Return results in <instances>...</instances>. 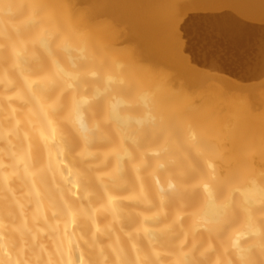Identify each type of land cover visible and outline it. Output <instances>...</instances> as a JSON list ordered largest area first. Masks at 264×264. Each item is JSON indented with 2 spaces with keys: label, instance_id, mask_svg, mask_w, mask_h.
Returning a JSON list of instances; mask_svg holds the SVG:
<instances>
[{
  "label": "bare ground",
  "instance_id": "obj_1",
  "mask_svg": "<svg viewBox=\"0 0 264 264\" xmlns=\"http://www.w3.org/2000/svg\"><path fill=\"white\" fill-rule=\"evenodd\" d=\"M220 9L225 34L264 20V0H0V264H264V101L183 91L141 52Z\"/></svg>",
  "mask_w": 264,
  "mask_h": 264
},
{
  "label": "rangeland",
  "instance_id": "obj_2",
  "mask_svg": "<svg viewBox=\"0 0 264 264\" xmlns=\"http://www.w3.org/2000/svg\"><path fill=\"white\" fill-rule=\"evenodd\" d=\"M205 12H208V10H205ZM202 13H204V11H202ZM202 13L199 14L195 13V16L201 15ZM221 13V15H219ZM203 14L201 15V19L199 20H203L202 23L203 25L200 24H192L191 26V21H188L187 19V13H181L178 16L177 15H171L170 17H168L167 19L164 20V23H161L159 26L156 27V31L154 32L153 35L147 36V39L145 41H152L149 44L153 43L154 46L156 47H151L152 48V52L151 51H141L142 57L146 58V59H151L150 61L152 62V65L155 66L156 69H158L159 71H164L165 73L169 75H171V77L175 78L174 84L176 85V87L178 89L183 88L182 90L184 91H191V94H194L195 92H200V88H205L208 85L209 86H213L218 88L223 92H227L230 96L234 97L233 100L238 101V99L240 100L239 102L245 103L246 105L249 106H254L256 105L259 106L260 104H263L264 102V20L262 19L261 21H256V19H250L248 21H241L243 24L241 25H235L233 27V30L231 32H220L218 27L214 24H217V19L220 18V16H223L225 14L224 10H221L219 12L216 13V15L214 16H210V14ZM108 15H109V20H111L112 22H114V26L116 28L119 29H125L126 25L131 26V24L129 22H125L124 20H121L120 17L117 13H115L113 10H109L108 11ZM186 15V16H185ZM203 16H205L203 18ZM219 16V17H218ZM173 17V18H172ZM185 17V18H184ZM206 17H210L209 19H205ZM197 18V17H195ZM214 18V19H213ZM181 19V20H180ZM168 20V21H167ZM179 21V22H178ZM187 21V22H186ZM196 21V19H195ZM208 21V22H207ZM254 21V22H253ZM117 22V23H116ZM167 22V23H166ZM178 22V24H177ZM182 23V27L181 28V24ZM197 22V23H198ZM207 22V23H206ZM211 22V23H210ZM251 22V23H250ZM257 22V23H256ZM189 23V24H188ZM213 23V24H212ZM259 23V24H258ZM116 24V25H115ZM125 24V25H124ZM210 24V25H209ZM249 24V25H247ZM252 24V26H251ZM258 24V25H257ZM262 26H261V25ZM119 25V27H118ZM175 25V26H174ZM178 25V26H177ZM255 25V26H254ZM257 25V26H256ZM127 26V27H128ZM167 26H169L167 28ZM261 26L263 27L262 29H260ZM122 27V28H121ZM124 27V28H123ZM164 27V28H163ZM176 27V28H175ZM187 27V28H186ZM188 27H190L191 30L188 29ZM196 27V28H195ZM216 31H215V29ZM249 27V29H248ZM254 27V28H253ZM171 28V29H170ZM181 28V29H180ZM185 28V30H184ZM193 28V29H192ZM201 28V29H200ZM257 28V29H256ZM199 29V30H198ZM210 29V30H208ZM238 29H245L244 30V37L242 36L241 33L243 32H239L240 30ZM247 29L250 31L247 32ZM261 31H260V30ZM168 30V31H165ZM253 30V31H252ZM164 31V32H162ZM189 31V33H188ZM203 31L204 34H203ZM216 33H215V32ZM237 31V32H236ZM259 31V32H258ZM161 32V34H160ZM169 34H168V33ZM177 34H176V33ZM187 32V33H186ZM207 32V33H206ZM210 32V33H209ZM213 32V33H212ZM241 35L243 38H241V36H238L237 34ZM252 32V33H251ZM254 32V33H253ZM219 33V34H218ZM223 33V34H222ZM233 33V34H232ZM259 33V34H258ZM160 34V35H159ZM168 34V35H167ZM176 34V35H175ZM180 34V35H179ZM199 34V35H198ZM212 34H214L212 36ZM218 34V35H217ZM230 34V35H229ZM257 34V35H256ZM184 35V36H183ZM233 35H236L235 37ZM263 35V36H262ZM159 38L156 40V42H153V38ZM160 36V37H159ZM180 36V37H179ZM191 36V37H190ZM199 36V37H198ZM207 36V38H206ZM218 36L220 38H218ZM224 36V38H223ZM187 37V38H186ZM210 37V38H209ZM228 41H227V39ZM232 37V38H231ZM234 37V38H233ZM261 37L262 41H261ZM163 40H161V39ZM170 38V39H169ZM179 40H178V39ZM184 40H183V39ZM201 38V39H200ZM204 38V39H203ZM241 40H240V39ZM176 39V40H175ZM200 39V40H199ZM206 39V40H205ZM214 39V40H213ZM258 39V40H257ZM175 40V42L173 41ZM183 40V41H181ZM219 42H218V41ZM223 40V42H222ZM239 40V41H238ZM260 40V41H259ZM141 41V40H140ZM144 41V39H143ZM185 41V42H184ZM198 41V42H197ZM226 41V42H224ZM237 41L239 42L240 46H238L239 44H236ZM247 41V42H246ZM249 41V42H248ZM259 41V42H258ZM180 42V43H179ZM182 42V44H181ZM193 42V43H192ZM205 42V43H204ZM214 42V43H213ZM217 42V43H216ZM234 42V45H233ZM242 42V43H241ZM248 43V45H246V43ZM251 42V43H250ZM258 42V43H257ZM139 43V42H138ZM164 43V44H162ZM179 43V45H178ZM186 43V44H185ZM196 43V44H195ZM225 43V44H224ZM253 43V44H252ZM260 43V44H259ZM263 43V44H262ZM160 44V45H159ZM177 44V45H176ZM189 44V45H188ZM199 44V46H198ZM206 44V45H205ZM212 44V45H211ZM242 44V45H241ZM252 44V45H251ZM175 45V46H174ZM195 45V46H194ZM202 45V46H201ZM210 45V46H209ZM225 45V47H224ZM137 46V45H135ZM152 46V45H149ZM160 46H163V48H161ZM177 46L176 49H174ZM185 46V47H184ZM198 46V47H197ZM207 48H205V47ZM213 46V47H212ZM236 46V47H235ZM250 46V47H249ZM253 46V47H252ZM257 46V47H256ZM160 47V48H159ZM180 47V48H179ZM184 47V49H183ZM188 47V48H187ZM191 47V49H190ZM200 47V48H199ZM230 47V48H229ZM241 49H240V48ZM154 48L159 52H157L159 55L161 53L162 58H159V55L157 54V57L153 54L155 53ZM211 48V49H210ZM226 48V49H225ZM228 48V49H227ZM232 48V49H231ZM236 48V49H235ZM186 49V50H185ZM203 51H201V50ZM225 49V50H224ZM230 49V50H229ZM248 49V50H247ZM179 50V51H178ZM191 50V51H189ZM196 50V51H195ZM214 50V52H213ZM223 50V51H222ZM246 50V51H245ZM164 51V52H163ZM169 51V52H168ZM182 51V53H181ZM187 51V52H186ZM193 51V52H192ZM228 51V52H227ZM263 51V52H262ZM163 52V53H162ZM177 52V53H176ZM196 52V53H195ZM199 52V53H198ZM202 52V53H200ZM240 52V53H239ZM152 55H151V54ZM165 53V54H164ZM175 53V54H174ZM180 53V54H179ZM194 53V54H193ZM205 53V54H204ZM244 53V54H243ZM259 55H258V54ZM149 54V55H148ZM183 54V55H181ZM185 54V55H184ZM197 54V55H195ZM200 54V55H199ZM203 54V55H202ZM216 54V55H215ZM248 54V55H247ZM250 54V55H249ZM140 55V56H141ZM146 55V57H145ZM160 55V56H161ZM170 55V56H169ZM188 55V56H186ZM262 55V56H261ZM150 56V57H149ZM155 57V58H151ZM166 56V57H165ZM177 56V58H176ZM180 56V57H179ZM182 56V57H181ZM195 56V57H194ZM218 56V57H217ZM233 56V57H232ZM165 57V58H164ZM186 57L188 58V60H186ZM206 59H204V58ZM223 57V58H222ZM235 57V59H233ZM241 57V58H239ZM159 58V59H157ZM169 58V59H168ZM171 58V59H170ZM184 58V59H183ZM198 58V59H197ZM221 58V59H220ZM226 58V59H225ZM228 58V59H227ZM154 59V60H152ZM158 60L157 62H155V60ZM161 59V61H160ZM165 62H163V60ZM167 59V60H166ZM181 59V60H180ZM195 59V60H194ZM171 60V61H170ZM174 60V61H173ZM192 60V61H191ZM197 60H199L200 62H198ZM210 60V61H208ZM226 60V61H225ZM184 61V62H182ZM194 61V62H193ZM238 61V63H237ZM158 62H162L159 63ZM170 65L166 66L167 63ZM170 62V63H169ZM186 62V63H185ZM188 62H190L188 64ZM205 62V63H204ZM231 62V63H230ZM193 63V65H192ZM197 65L195 66L194 64ZM202 63V64H201ZM166 64V65H164ZM183 64V66H182ZM180 65V66H178ZM191 65V66H190ZM201 65V66H200ZM231 65V66H230ZM160 66V67H158ZM165 66L167 68H165ZM175 66V67H174ZM212 66V67H211ZM173 67V68H171ZM184 67V68H183ZM236 67V68H235ZM174 68H179L181 69L179 72L181 74V78L182 79H178L179 77V72L174 69ZM173 69V70H171ZM187 69V70H186ZM193 69V70H192ZM168 70H170L168 72ZM185 70V72L183 73V71ZM196 70V71H195ZM167 71V72H166ZM173 71V72H172ZM177 71V72H175ZM191 73H188V72ZM219 71V72H218ZM187 72V74H186ZM205 72V73H204ZM218 72V73H217ZM243 72V73H242ZM172 73V74H170ZM178 73V74H177ZM193 73V74H192ZM196 73V74H195ZM212 73V74H211ZM215 73V74H214ZM237 73V74H235ZM177 74V75H176ZM185 74V75H183ZM208 74V75H207ZM235 74V75H234ZM173 75V76H172ZM192 75V76H191ZM241 75V76H240ZM183 76V77H182ZM189 76V77H187ZM199 76V78H198ZM215 76V77H214ZM222 76V78H221ZM220 77V79H219ZM198 78V79H197ZM218 78V79H216ZM226 78V79H225ZM190 80V81H187ZM214 79V81H213ZM179 80V81H178ZM185 81V82H184ZM212 81V82H211ZM187 82V83H186ZM197 82V83H196ZM209 82V83H208ZM211 82V83H210ZM215 82V83H214ZM183 83V84H182ZM190 83V85H188ZM205 83V84H204ZM185 84V85H184ZM192 84V85H191ZM214 84V85H213ZM186 85H188L186 87ZM223 85V87H222ZM205 86V87H204ZM197 88V90H196ZM199 89V90H198ZM230 91V93H229ZM262 93V94H261ZM232 94V95H231ZM236 94V95H235ZM239 95V96H238ZM261 95V96H260ZM235 97H239L237 99H235ZM242 97V98H240ZM258 98V100H257ZM245 99V100H244ZM245 101V102H244ZM263 102V103H262ZM257 103V104H256ZM252 104V105H251Z\"/></svg>",
  "mask_w": 264,
  "mask_h": 264
}]
</instances>
